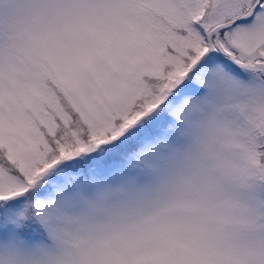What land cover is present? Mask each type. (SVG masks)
<instances>
[{"label":"snow or ice","instance_id":"snow-or-ice-1","mask_svg":"<svg viewBox=\"0 0 264 264\" xmlns=\"http://www.w3.org/2000/svg\"><path fill=\"white\" fill-rule=\"evenodd\" d=\"M0 264H264V0H0Z\"/></svg>","mask_w":264,"mask_h":264}]
</instances>
